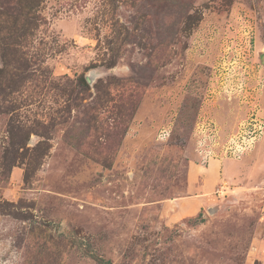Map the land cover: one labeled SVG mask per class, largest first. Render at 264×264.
Masks as SVG:
<instances>
[{"label":"rangeland","instance_id":"rangeland-1","mask_svg":"<svg viewBox=\"0 0 264 264\" xmlns=\"http://www.w3.org/2000/svg\"><path fill=\"white\" fill-rule=\"evenodd\" d=\"M0 264H264V0H0Z\"/></svg>","mask_w":264,"mask_h":264},{"label":"crops","instance_id":"crops-1","mask_svg":"<svg viewBox=\"0 0 264 264\" xmlns=\"http://www.w3.org/2000/svg\"><path fill=\"white\" fill-rule=\"evenodd\" d=\"M217 161L220 162L219 160H217ZM218 165H219V170L221 171L220 163H218ZM215 170H217V167H216ZM215 170L211 171L212 173L203 174L204 172L201 173L200 169L195 168L194 172L192 173L193 174V178H192L191 181H193V182H191V185H190L189 188H192V190L194 189L195 193H194V196H193L194 198L190 197L191 198L190 203H192V201L194 199L193 202L195 204L193 203V207L196 205V209L197 208L200 209L202 207V204L207 202V199L204 198V195L202 194V192H206L208 190L207 185L209 184V181H211V178L213 176L212 174H213V172ZM200 174L203 175V176L200 177ZM198 180H199V182H201V183L203 182V183H206V184L205 185L200 184V186H197V181ZM182 204H183L182 202L177 200V202H176L177 208L181 209ZM176 211H177V209L175 210V213L177 214ZM178 215H179V213H178Z\"/></svg>","mask_w":264,"mask_h":264}]
</instances>
